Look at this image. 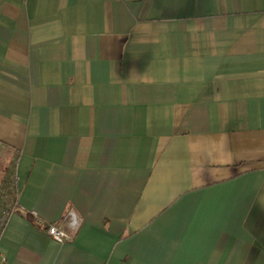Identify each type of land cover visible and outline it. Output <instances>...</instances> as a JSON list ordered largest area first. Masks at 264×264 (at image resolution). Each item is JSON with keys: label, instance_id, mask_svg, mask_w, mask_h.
I'll return each mask as SVG.
<instances>
[{"label": "crops", "instance_id": "crops-1", "mask_svg": "<svg viewBox=\"0 0 264 264\" xmlns=\"http://www.w3.org/2000/svg\"><path fill=\"white\" fill-rule=\"evenodd\" d=\"M0 153L5 264H264V0H0Z\"/></svg>", "mask_w": 264, "mask_h": 264}, {"label": "built area", "instance_id": "built-area-1", "mask_svg": "<svg viewBox=\"0 0 264 264\" xmlns=\"http://www.w3.org/2000/svg\"><path fill=\"white\" fill-rule=\"evenodd\" d=\"M16 81H18L20 83V81L17 79L16 77ZM25 91L27 94V97L29 99V114H35L37 112H46V109L44 108V106L42 105L38 94L36 91L31 90L29 87H25ZM15 212V209L12 208V210L10 211V213ZM73 220V223L75 224L76 221H74V217H71ZM46 235L52 239L55 243L57 244H63L68 240V237L65 235V233L63 232V230L59 227L56 226H48L46 229ZM0 264H5L4 260L0 258Z\"/></svg>", "mask_w": 264, "mask_h": 264}, {"label": "trees", "instance_id": "trees-1", "mask_svg": "<svg viewBox=\"0 0 264 264\" xmlns=\"http://www.w3.org/2000/svg\"><path fill=\"white\" fill-rule=\"evenodd\" d=\"M11 187V186H10ZM13 187H11L12 189ZM14 190V189H13ZM12 191L7 190V195H5L6 193L3 192V194L0 195V225L2 226L5 222V217H7L10 214V211L12 210V208L10 207L12 204L14 205V203L11 202L13 196L15 195V191H13V193H10ZM10 207V208H8Z\"/></svg>", "mask_w": 264, "mask_h": 264}, {"label": "rangeland", "instance_id": "rangeland-1", "mask_svg": "<svg viewBox=\"0 0 264 264\" xmlns=\"http://www.w3.org/2000/svg\"><path fill=\"white\" fill-rule=\"evenodd\" d=\"M8 160L9 159L6 157V155L0 153V191L1 190H3V191L5 190L6 191V189L7 190H10L11 189L10 185L9 184H6V183H10V180L11 179L8 178V176H7V178H4V174H3V169L6 168L7 165H8V163H9ZM0 193H2V191ZM5 195L8 196L7 193Z\"/></svg>", "mask_w": 264, "mask_h": 264}, {"label": "bare ground", "instance_id": "bare-ground-1", "mask_svg": "<svg viewBox=\"0 0 264 264\" xmlns=\"http://www.w3.org/2000/svg\"><path fill=\"white\" fill-rule=\"evenodd\" d=\"M73 147V151H76V153H80L83 157H84V160H85V162H87V160H88V162H91V163H94L95 164V161L93 160V159H85V152L83 151V149L81 148V146L79 145V146H72ZM67 149H70L69 148V146L67 147ZM72 156H70L69 158H71ZM87 162V163H88Z\"/></svg>", "mask_w": 264, "mask_h": 264}]
</instances>
